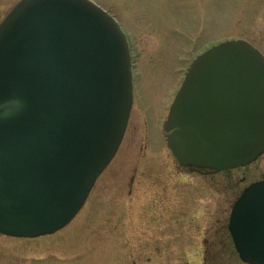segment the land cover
<instances>
[{
  "label": "water",
  "instance_id": "obj_1",
  "mask_svg": "<svg viewBox=\"0 0 264 264\" xmlns=\"http://www.w3.org/2000/svg\"><path fill=\"white\" fill-rule=\"evenodd\" d=\"M127 39L90 0H18L0 20V235L64 229L116 155L133 102ZM181 167L225 172L264 155V56L244 41L189 66L161 128ZM243 264H264V180L227 225Z\"/></svg>",
  "mask_w": 264,
  "mask_h": 264
},
{
  "label": "rangeland",
  "instance_id": "obj_2",
  "mask_svg": "<svg viewBox=\"0 0 264 264\" xmlns=\"http://www.w3.org/2000/svg\"><path fill=\"white\" fill-rule=\"evenodd\" d=\"M18 0H0V20ZM124 31L133 102L119 149L76 217L37 239L0 235V264H243L227 231L233 203L264 180L251 165L183 169L161 134L190 64L229 41L264 56V0H90Z\"/></svg>",
  "mask_w": 264,
  "mask_h": 264
},
{
  "label": "flooded vegetation",
  "instance_id": "obj_3",
  "mask_svg": "<svg viewBox=\"0 0 264 264\" xmlns=\"http://www.w3.org/2000/svg\"><path fill=\"white\" fill-rule=\"evenodd\" d=\"M129 43V42H128ZM129 51H130V59H131V65H132V73H133V67H134V62H133V56L131 54V49L129 47ZM177 163V162H176ZM178 164V163H177ZM181 167V166H180ZM183 169H193V170H200L198 172H200L202 175H206V174H211L212 172L211 171H208V170H201V169H198V168H194V167H181Z\"/></svg>",
  "mask_w": 264,
  "mask_h": 264
}]
</instances>
